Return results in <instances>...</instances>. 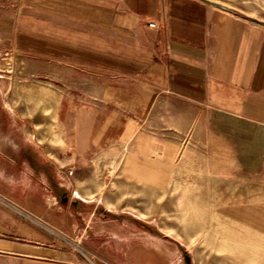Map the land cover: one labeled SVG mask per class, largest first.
Segmentation results:
<instances>
[{
	"label": "crops",
	"instance_id": "crops-1",
	"mask_svg": "<svg viewBox=\"0 0 264 264\" xmlns=\"http://www.w3.org/2000/svg\"><path fill=\"white\" fill-rule=\"evenodd\" d=\"M226 7L0 0V66L8 53L19 68L0 71V259L67 264L71 242L95 258L107 253L116 238L92 220L100 201L77 191L65 165L134 125L143 136L204 133L211 170L264 172V23ZM49 149L61 151L54 159Z\"/></svg>",
	"mask_w": 264,
	"mask_h": 264
},
{
	"label": "rangeland",
	"instance_id": "rangeland-1",
	"mask_svg": "<svg viewBox=\"0 0 264 264\" xmlns=\"http://www.w3.org/2000/svg\"><path fill=\"white\" fill-rule=\"evenodd\" d=\"M213 1L264 23V0ZM4 56L1 73L18 72L13 55ZM48 135L61 143L57 132ZM158 137L178 146L158 147ZM185 137L158 131L143 136L134 125L111 147L70 158L65 166L77 191L100 201L102 214L92 220H102V237L116 240L97 258L75 242L63 243L74 251L63 262L264 264V172L242 177L211 170L205 134ZM56 150H48L54 159ZM0 264L19 261L6 256Z\"/></svg>",
	"mask_w": 264,
	"mask_h": 264
},
{
	"label": "built area",
	"instance_id": "built-area-1",
	"mask_svg": "<svg viewBox=\"0 0 264 264\" xmlns=\"http://www.w3.org/2000/svg\"><path fill=\"white\" fill-rule=\"evenodd\" d=\"M148 24H149V26H152V27H153V26H156V22H155V21H149Z\"/></svg>",
	"mask_w": 264,
	"mask_h": 264
},
{
	"label": "water",
	"instance_id": "water-1",
	"mask_svg": "<svg viewBox=\"0 0 264 264\" xmlns=\"http://www.w3.org/2000/svg\"><path fill=\"white\" fill-rule=\"evenodd\" d=\"M226 7V6H225ZM226 8H228V7H226Z\"/></svg>",
	"mask_w": 264,
	"mask_h": 264
}]
</instances>
